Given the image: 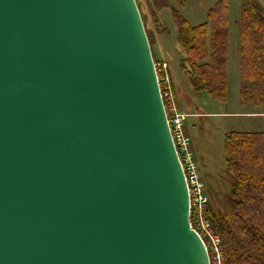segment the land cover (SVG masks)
Here are the masks:
<instances>
[{
  "label": "water",
  "instance_id": "1",
  "mask_svg": "<svg viewBox=\"0 0 264 264\" xmlns=\"http://www.w3.org/2000/svg\"><path fill=\"white\" fill-rule=\"evenodd\" d=\"M0 264H209L136 0H0Z\"/></svg>",
  "mask_w": 264,
  "mask_h": 264
},
{
  "label": "trees",
  "instance_id": "2",
  "mask_svg": "<svg viewBox=\"0 0 264 264\" xmlns=\"http://www.w3.org/2000/svg\"><path fill=\"white\" fill-rule=\"evenodd\" d=\"M173 1L184 4V0ZM144 2L136 0L150 47L154 49L159 35L169 33L154 8L169 7L183 55L180 68L188 77L191 94L225 102L228 1L218 0L208 10L207 21L196 25L167 0ZM238 33L240 102L264 108V0H241ZM153 59L163 60L154 54ZM172 88L178 108L190 111L189 99L180 96L173 81ZM223 154L230 189L218 205L208 207L212 228L221 238L223 264H264V132L226 133Z\"/></svg>",
  "mask_w": 264,
  "mask_h": 264
},
{
  "label": "rangeland",
  "instance_id": "3",
  "mask_svg": "<svg viewBox=\"0 0 264 264\" xmlns=\"http://www.w3.org/2000/svg\"><path fill=\"white\" fill-rule=\"evenodd\" d=\"M167 1L169 5L176 7L179 14L191 25H196L207 21L208 10L218 0H184L183 6H178L173 0ZM227 1L229 11L225 102L212 100L206 94L199 98L191 94L188 77L180 68V59L183 55L175 39V20L169 7L154 8L169 33L159 35L158 43L153 46L154 49L151 48L152 56L154 54L161 57L168 64L171 79L179 88L180 96L189 99L190 111L181 110L194 115L187 120V133L192 141L193 155L201 178L207 185L211 204L215 205H218L221 195L230 189L223 154L226 133L264 132V108L256 109L240 102L238 22L241 0ZM145 8L146 6L144 10Z\"/></svg>",
  "mask_w": 264,
  "mask_h": 264
},
{
  "label": "built area",
  "instance_id": "4",
  "mask_svg": "<svg viewBox=\"0 0 264 264\" xmlns=\"http://www.w3.org/2000/svg\"><path fill=\"white\" fill-rule=\"evenodd\" d=\"M161 97L167 113L171 138L181 164L189 196L190 227L201 238L209 258V264H223L221 238L213 230L209 215V196L199 174L198 164L191 152V142L185 133L183 114L174 100L168 66L165 62L154 64Z\"/></svg>",
  "mask_w": 264,
  "mask_h": 264
},
{
  "label": "crops",
  "instance_id": "5",
  "mask_svg": "<svg viewBox=\"0 0 264 264\" xmlns=\"http://www.w3.org/2000/svg\"><path fill=\"white\" fill-rule=\"evenodd\" d=\"M193 151V150H192Z\"/></svg>",
  "mask_w": 264,
  "mask_h": 264
}]
</instances>
